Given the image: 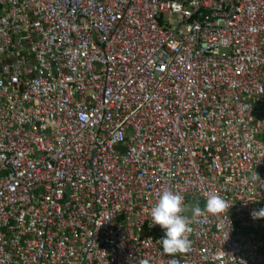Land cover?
<instances>
[{"label": "built area", "instance_id": "built-area-1", "mask_svg": "<svg viewBox=\"0 0 264 264\" xmlns=\"http://www.w3.org/2000/svg\"><path fill=\"white\" fill-rule=\"evenodd\" d=\"M261 208L264 0H0V264H264Z\"/></svg>", "mask_w": 264, "mask_h": 264}, {"label": "clouds", "instance_id": "clouds-1", "mask_svg": "<svg viewBox=\"0 0 264 264\" xmlns=\"http://www.w3.org/2000/svg\"><path fill=\"white\" fill-rule=\"evenodd\" d=\"M182 204L183 197L180 194L164 190L150 211L151 224L159 225L164 230V236L159 240L163 253L184 252L190 248L191 242L187 237L190 231L189 221L186 216L181 215ZM226 207L227 202L221 196L213 194L207 197L205 208L209 213H218ZM195 211L198 213L199 208ZM251 217L264 218V208L253 210Z\"/></svg>", "mask_w": 264, "mask_h": 264}, {"label": "rangeland", "instance_id": "rangeland-1", "mask_svg": "<svg viewBox=\"0 0 264 264\" xmlns=\"http://www.w3.org/2000/svg\"><path fill=\"white\" fill-rule=\"evenodd\" d=\"M176 17L175 15H172V18Z\"/></svg>", "mask_w": 264, "mask_h": 264}]
</instances>
